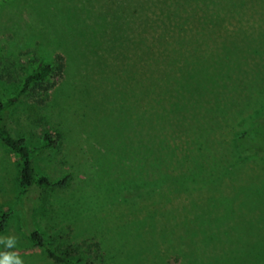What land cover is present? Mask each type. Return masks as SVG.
Returning a JSON list of instances; mask_svg holds the SVG:
<instances>
[{
    "label": "rangeland",
    "instance_id": "obj_1",
    "mask_svg": "<svg viewBox=\"0 0 264 264\" xmlns=\"http://www.w3.org/2000/svg\"><path fill=\"white\" fill-rule=\"evenodd\" d=\"M43 58L51 86L9 126L32 145L61 134L36 165L69 183L26 205L48 246L80 264H264V154L236 145L264 106V0H0L4 96ZM19 181L0 142V239L24 264H64L22 226Z\"/></svg>",
    "mask_w": 264,
    "mask_h": 264
},
{
    "label": "trees",
    "instance_id": "obj_2",
    "mask_svg": "<svg viewBox=\"0 0 264 264\" xmlns=\"http://www.w3.org/2000/svg\"><path fill=\"white\" fill-rule=\"evenodd\" d=\"M53 71L54 69L51 61L43 58L40 59L35 68L25 76L21 86L13 94L4 96L0 84V142L17 156L18 163L20 164L18 201L15 211L18 213L25 231L35 242L34 246L43 248L47 254L56 261L63 262L64 264H80L77 260L70 257V254L66 249L64 253L60 254L48 246L44 234L39 229L30 225L27 216L26 205L31 192L38 194L37 196L41 198L45 190L54 187H64L67 183H69V179L71 177L70 174L54 178L47 172H41L36 165V161L39 157H41V155L44 153L48 154L60 144L61 134L59 132L45 131L42 133L40 144L32 145V143H30L25 136L13 133L9 126L12 110L23 98L27 95L35 93L37 89L47 90L51 86V83L47 81V78L53 74ZM158 112L162 116L166 115L163 112ZM135 123L136 126L138 123L140 126H143L145 130H147L146 126L142 124L140 120L137 119ZM132 130L135 136L131 137V142L138 141V143H143L142 147H138V151H143L144 153L148 150V148L142 140V131L139 130V128L137 130ZM160 130L161 128L159 127H155V129L151 127V129L148 130V133L153 131L152 135L158 140L157 150L162 151L163 142L159 136L161 134ZM236 145L239 151H257L264 154V106L257 113L254 118V122L237 134ZM151 151L152 150H149V152ZM154 164L157 166L155 161ZM11 212H13V210L9 208L0 210V230L5 228L4 225ZM99 245V243L94 245L96 247L94 254L96 258H100L101 261H103V253L100 252Z\"/></svg>",
    "mask_w": 264,
    "mask_h": 264
},
{
    "label": "clouds",
    "instance_id": "obj_3",
    "mask_svg": "<svg viewBox=\"0 0 264 264\" xmlns=\"http://www.w3.org/2000/svg\"><path fill=\"white\" fill-rule=\"evenodd\" d=\"M18 238L15 236H9L0 239V244L8 250L0 251V264H24L18 251H11L17 247Z\"/></svg>",
    "mask_w": 264,
    "mask_h": 264
}]
</instances>
